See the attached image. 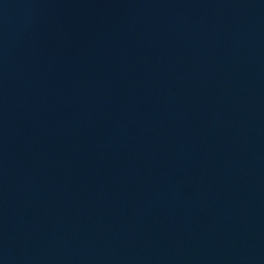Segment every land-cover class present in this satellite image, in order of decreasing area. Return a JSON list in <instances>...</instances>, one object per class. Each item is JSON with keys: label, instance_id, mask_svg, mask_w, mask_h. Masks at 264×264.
Wrapping results in <instances>:
<instances>
[{"label": "water", "instance_id": "obj_1", "mask_svg": "<svg viewBox=\"0 0 264 264\" xmlns=\"http://www.w3.org/2000/svg\"><path fill=\"white\" fill-rule=\"evenodd\" d=\"M0 264H264V0H0Z\"/></svg>", "mask_w": 264, "mask_h": 264}]
</instances>
